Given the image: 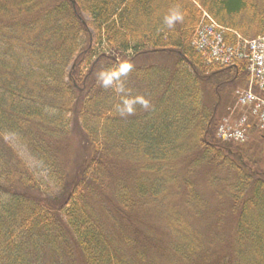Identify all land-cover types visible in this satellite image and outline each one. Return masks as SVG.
<instances>
[{
	"label": "trees",
	"instance_id": "1",
	"mask_svg": "<svg viewBox=\"0 0 264 264\" xmlns=\"http://www.w3.org/2000/svg\"><path fill=\"white\" fill-rule=\"evenodd\" d=\"M205 13L264 36V0H0V264H264V137L216 136L247 64L191 47ZM118 64L147 109L115 110Z\"/></svg>",
	"mask_w": 264,
	"mask_h": 264
},
{
	"label": "built area",
	"instance_id": "2",
	"mask_svg": "<svg viewBox=\"0 0 264 264\" xmlns=\"http://www.w3.org/2000/svg\"><path fill=\"white\" fill-rule=\"evenodd\" d=\"M222 39L218 36L214 40L206 39L202 42L205 52L210 54V57L216 59L217 62H222L224 64L235 65L233 59L235 57L245 58L249 60L250 66L249 70L252 75V79L264 89V38L256 40L249 46V52L246 54L236 53L233 48L221 46ZM246 47H244L246 49ZM257 98L251 93H243L240 97V103L246 105L248 103H253ZM258 110L261 111L260 120L262 128H264V102L257 106ZM258 112V111H256ZM245 122V120L243 121ZM245 136V129L237 128L233 133H224L226 139L235 138L243 139Z\"/></svg>",
	"mask_w": 264,
	"mask_h": 264
},
{
	"label": "clouds",
	"instance_id": "3",
	"mask_svg": "<svg viewBox=\"0 0 264 264\" xmlns=\"http://www.w3.org/2000/svg\"><path fill=\"white\" fill-rule=\"evenodd\" d=\"M183 20V12L179 8H172L169 9L168 13L163 17V24L168 29H173L176 23L183 22ZM130 70V64H118L114 68L102 69L96 76L97 82L105 89L112 87L114 84L117 85L114 91L121 94V101L114 107L121 116L132 115L136 104H140L145 109L149 107V101L147 99L140 96L133 97L130 94H125L121 79L126 77Z\"/></svg>",
	"mask_w": 264,
	"mask_h": 264
},
{
	"label": "bare ground",
	"instance_id": "4",
	"mask_svg": "<svg viewBox=\"0 0 264 264\" xmlns=\"http://www.w3.org/2000/svg\"><path fill=\"white\" fill-rule=\"evenodd\" d=\"M205 19H201L200 22L196 25V27L193 28V34L190 39L191 47L202 56L204 59V62L207 66H215L217 61L216 59H213L210 57V54L208 52H205L202 45V42L206 39L214 40L215 37H220L222 39L221 46L226 47H246L252 44L257 40V38L254 39H243L242 37H238V41L236 43L233 42V31L223 27L220 25L217 21H215L213 18H211L207 13L204 14ZM188 45L185 44V47ZM242 61H239V65L242 64ZM76 66H72V68L69 71V78L72 80V72L75 70ZM73 81V80H72ZM77 86V84H75Z\"/></svg>",
	"mask_w": 264,
	"mask_h": 264
},
{
	"label": "rangeland",
	"instance_id": "5",
	"mask_svg": "<svg viewBox=\"0 0 264 264\" xmlns=\"http://www.w3.org/2000/svg\"><path fill=\"white\" fill-rule=\"evenodd\" d=\"M85 21L89 22V21H90V18L87 17V16H85ZM246 75H247V79L244 78V77H243V78H239V79L237 80V82L232 86V89H234V90H239V89L245 88V87L247 86V82L249 81V78H251L247 70H246ZM229 98H230V104H229V106L226 108L225 105L223 104V105H222V108L220 109L219 117H218V121H219V122H218V126H219L220 122L223 120V118H224V117H227V116L230 114V111H229V113H228V108H229V107H232V106L234 105V108H232V109H233V111H234V109H235V102H236V100H235V95H234V94L231 95V90H230V93H229ZM227 113H228V114H227ZM237 113H241L239 109H236V110H235V116L237 115ZM245 114H247V113H245ZM245 114H244V115H245ZM248 115H249V111H248ZM217 128H218V127H217ZM216 136H217V138L219 139V135H218V133H217ZM251 141H252V135H251V137L248 139V141H247L246 143L242 144V145H251V144H253ZM258 144L260 145V147H259L260 157H259V162H257V165H256L255 167H256V169L259 168L260 171H261L262 173H264V143H262V144L258 143ZM75 145H76V142H75ZM74 149H75V148H74ZM80 154H81L80 150H79V149H75V153H74V154L72 153V154L70 155V158H68V159H70V160L68 161V163H69V172L72 174V177H73L74 174L76 173V168H77L78 164L82 161V159L80 158V157H81ZM30 166H32V165H30ZM69 181H71L70 177H69ZM198 185H199V183H198ZM199 186H200V187L202 186L204 191H206V190L209 191V189H210V187H209L208 184H206V185H205V184H203V185L200 184ZM212 189H213V193H214L216 196H218V195L214 192L215 189H214V185H213V183H212ZM207 193H209V192H207ZM48 196H49L51 199H60V198L63 197V196H62V192H61V190H58V189H55L54 191H52L51 193H49ZM61 200H62V199H61ZM219 215H220V213H218V215H215V214L212 212V213H211V219L215 218V216H217V218H218ZM154 216L156 217V219L158 218V216H157V212L154 214Z\"/></svg>",
	"mask_w": 264,
	"mask_h": 264
}]
</instances>
